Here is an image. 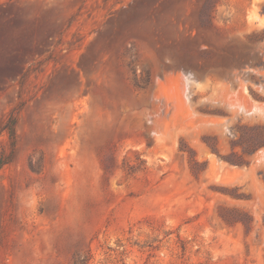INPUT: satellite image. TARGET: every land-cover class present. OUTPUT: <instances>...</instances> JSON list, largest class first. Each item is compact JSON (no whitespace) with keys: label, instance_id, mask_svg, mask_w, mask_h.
<instances>
[{"label":"rangeland","instance_id":"374dc122","mask_svg":"<svg viewBox=\"0 0 264 264\" xmlns=\"http://www.w3.org/2000/svg\"><path fill=\"white\" fill-rule=\"evenodd\" d=\"M12 111L0 264H264V0H0Z\"/></svg>","mask_w":264,"mask_h":264},{"label":"trees","instance_id":"16d2710c","mask_svg":"<svg viewBox=\"0 0 264 264\" xmlns=\"http://www.w3.org/2000/svg\"><path fill=\"white\" fill-rule=\"evenodd\" d=\"M17 122V116L14 113V111L10 112L9 115L4 119V121L1 123L0 130L5 131L8 138V143L10 147V152L5 153L2 152L0 155V166L8 163L13 156V152L15 149V125ZM73 264H86V258H80V256L75 257L73 260Z\"/></svg>","mask_w":264,"mask_h":264},{"label":"bare ground","instance_id":"6f19581e","mask_svg":"<svg viewBox=\"0 0 264 264\" xmlns=\"http://www.w3.org/2000/svg\"><path fill=\"white\" fill-rule=\"evenodd\" d=\"M257 16H258V15H257ZM255 17H256V16H255ZM255 17H254V18H255ZM258 19H259V18H258ZM260 24H262V23H260ZM243 105H244V104H243ZM250 105H252V104H250ZM244 106H245V105H244ZM247 107H248V106H247ZM251 107L254 108V106H251ZM244 108H245V107H244ZM252 108H251V109H252ZM258 108H259V107H258ZM251 109H250V110H251ZM247 110H248V109H247ZM247 110L245 109V111H247ZM257 110H258V109H257ZM257 110H256V111H257ZM253 111H255V110L252 109V113H253ZM247 112H248V111H247Z\"/></svg>","mask_w":264,"mask_h":264}]
</instances>
